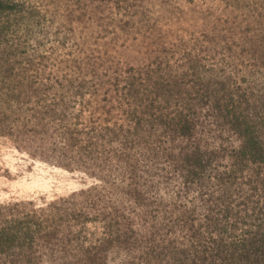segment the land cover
I'll return each instance as SVG.
<instances>
[{"label":"trees","instance_id":"16d2710c","mask_svg":"<svg viewBox=\"0 0 264 264\" xmlns=\"http://www.w3.org/2000/svg\"><path fill=\"white\" fill-rule=\"evenodd\" d=\"M149 1L32 90L10 143L92 183L0 204V264H264V0Z\"/></svg>","mask_w":264,"mask_h":264},{"label":"rangeland","instance_id":"374dc122","mask_svg":"<svg viewBox=\"0 0 264 264\" xmlns=\"http://www.w3.org/2000/svg\"><path fill=\"white\" fill-rule=\"evenodd\" d=\"M22 1L27 3L28 13L11 18L7 31L5 23V33L0 38V204L32 201L39 205L58 197H67L89 186L92 181L80 174L67 172L63 166H52L33 152L17 149L11 144L10 134L28 131L27 127L23 129L21 126L25 121L24 110L35 101L33 96L31 98L32 90L48 84L46 79L55 76L61 54L69 52L72 43L97 39L104 46L103 50H107L112 48L111 43L124 41L125 36L134 38L133 33H111V29L122 26L127 20L129 25L135 24L139 17H124L123 21V16H128V11L123 9L131 7L132 11L139 12L141 9L136 6H145L147 0ZM148 10L153 11L151 0ZM188 39L185 35L184 41ZM60 46L66 49L61 54ZM14 49H18L19 54L11 56ZM15 76L17 80L12 83ZM18 79L24 85L11 91ZM28 83L31 89L25 87ZM19 92H29L30 97H18ZM13 104L23 109L16 110ZM101 226L91 224L89 228L92 232H99ZM6 260H9L6 256L0 258V262Z\"/></svg>","mask_w":264,"mask_h":264}]
</instances>
